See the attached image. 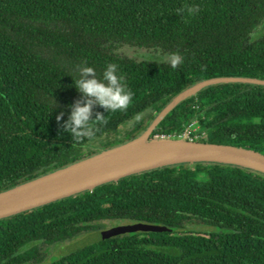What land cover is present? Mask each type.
<instances>
[{
  "label": "trees",
  "instance_id": "1",
  "mask_svg": "<svg viewBox=\"0 0 264 264\" xmlns=\"http://www.w3.org/2000/svg\"><path fill=\"white\" fill-rule=\"evenodd\" d=\"M264 0H0V192L142 134L186 88L213 77L264 79ZM162 51L170 62L122 47ZM108 63L133 92L124 111L92 114L91 137L64 132L78 67ZM63 116L58 121L59 113ZM140 114V119L135 117ZM264 153V85H209L151 134ZM205 179L199 180V174ZM163 230L108 237L46 261L49 246L102 230L104 220ZM201 222L217 227L185 229ZM0 264H264V173L234 164L166 166L0 219Z\"/></svg>",
  "mask_w": 264,
  "mask_h": 264
},
{
  "label": "water",
  "instance_id": "2",
  "mask_svg": "<svg viewBox=\"0 0 264 264\" xmlns=\"http://www.w3.org/2000/svg\"><path fill=\"white\" fill-rule=\"evenodd\" d=\"M253 83L264 85V79L250 77H213L200 81L177 94L139 136L99 153L47 172L0 192V219L51 203L121 178L166 166L216 162L234 164L264 173V153L230 144H216L184 138H151L159 123L183 100L203 88L218 83ZM139 145L135 154L104 160L130 146ZM145 226L136 224L93 231L74 244V249L108 237L135 232ZM163 230L164 227H149Z\"/></svg>",
  "mask_w": 264,
  "mask_h": 264
},
{
  "label": "clouds",
  "instance_id": "3",
  "mask_svg": "<svg viewBox=\"0 0 264 264\" xmlns=\"http://www.w3.org/2000/svg\"><path fill=\"white\" fill-rule=\"evenodd\" d=\"M163 59L170 62L173 68L180 62L178 56H165ZM78 77L73 80V86L86 99L83 103L77 101L70 105L63 129L73 138L91 137L93 129L90 122H102L104 116L96 113L93 117V105L98 104L107 113L124 111L132 102L133 92L125 85L124 77L118 74L117 65L114 63H108L100 76H97L93 67L82 64L78 67ZM62 116L61 112L56 119L59 121ZM135 119L139 120L140 114Z\"/></svg>",
  "mask_w": 264,
  "mask_h": 264
},
{
  "label": "rangeland",
  "instance_id": "4",
  "mask_svg": "<svg viewBox=\"0 0 264 264\" xmlns=\"http://www.w3.org/2000/svg\"><path fill=\"white\" fill-rule=\"evenodd\" d=\"M255 33V36H253V38H257L260 35H262L264 33V22L259 25L253 32L252 34ZM121 51L127 55L130 56H136L138 58H142V59H146V60H156V61H165L163 59V57L165 56H175L169 53H163L162 51H158L155 52L154 50H145L142 48H137V47H122ZM168 62V61H166ZM196 121H194L193 124V128H198L199 126L197 124H195ZM198 179L199 180H203L205 179V174L201 173L198 175ZM104 226L103 229H109V228H113V227H117L120 225H127V224H136V225H141V226H145L143 227V229H137L135 231H153L154 228H149V227H163L161 225H157V224H153V223H147V222H140V221H129V220H122V219H117V220H104L101 222ZM185 229H196V230H200V231H204V232H213V231H218L219 228L217 227H212V226H208L205 225L204 223L201 222H195V223H190V226H185ZM91 233V232H89ZM89 233H84V234H80L79 236L75 237L72 240L69 241H65V242H60L54 245H50L49 246V254L46 255V261L45 262H50L53 259L59 258L60 256H62L63 254H65L66 252H69L71 250H73L74 244L78 241H80L82 238H84L87 234Z\"/></svg>",
  "mask_w": 264,
  "mask_h": 264
},
{
  "label": "built area",
  "instance_id": "5",
  "mask_svg": "<svg viewBox=\"0 0 264 264\" xmlns=\"http://www.w3.org/2000/svg\"><path fill=\"white\" fill-rule=\"evenodd\" d=\"M194 124V123H193ZM193 124H191L190 126L186 127L185 130L183 131V133L179 134L178 136L172 135V134H156L154 137L155 138H184V139H190V140H194L193 138V132L197 129L193 128Z\"/></svg>",
  "mask_w": 264,
  "mask_h": 264
},
{
  "label": "bare ground",
  "instance_id": "6",
  "mask_svg": "<svg viewBox=\"0 0 264 264\" xmlns=\"http://www.w3.org/2000/svg\"><path fill=\"white\" fill-rule=\"evenodd\" d=\"M140 149H141V146H139V145L130 146V147L124 148V149L110 155L109 157L105 158L104 160L106 161V160L116 159V158L126 156V155H130V154H135V153L139 152Z\"/></svg>",
  "mask_w": 264,
  "mask_h": 264
}]
</instances>
